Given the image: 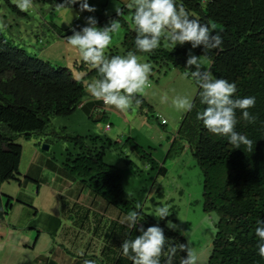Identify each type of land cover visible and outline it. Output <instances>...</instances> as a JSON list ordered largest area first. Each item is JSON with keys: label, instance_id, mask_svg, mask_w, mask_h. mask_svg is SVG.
<instances>
[{"label": "trees", "instance_id": "1", "mask_svg": "<svg viewBox=\"0 0 264 264\" xmlns=\"http://www.w3.org/2000/svg\"><path fill=\"white\" fill-rule=\"evenodd\" d=\"M33 2L57 7L63 0ZM3 3L16 14L27 15L13 0H3ZM176 3L183 4L191 16L208 24L210 29L215 30V25L220 27L222 45L219 49L204 54L202 47L193 51L210 62L209 70L214 76L236 84V97L256 98L255 106L248 109L257 117L255 123H248L242 118V112L236 111L235 131L253 141L252 149L248 150L244 145L235 148L227 137L209 132L197 119V113L206 105L201 104L199 86L189 75L198 87V94L195 107L184 119L180 135L202 171L203 211L218 216L208 264H264V258L258 254L259 237L255 234L257 221L264 219V0H176ZM61 8L79 9V4ZM133 14V8L125 7L119 17L117 14L113 17L119 19L126 34L121 48L116 47L105 53L106 56L126 55L131 51L137 56L145 55L157 69L191 71L185 67L190 44L171 50L160 46L150 53L140 52L135 46L137 33L131 20ZM75 67L84 72L79 80L73 78L69 69L55 68L32 56L0 31V222L13 208V198L5 201L2 186L10 181L21 182L19 170L23 147L15 141L19 137L29 139L33 134H44L53 118L70 117L88 103L94 105L99 101L87 91V84L100 78L99 71L84 61ZM137 98L144 108L145 100L138 95ZM63 138L75 146V153H69L64 163L68 174L80 179L92 195L120 213L127 216L130 211H137L145 229L158 223L136 208L133 199L125 197L118 169L104 162V148L122 142L98 135ZM125 145L144 154L143 148L132 138H128ZM147 162L156 167L155 161L147 159ZM159 172L166 173V169L161 167ZM159 225L164 228L169 244L177 248L180 244L189 247L179 231L168 229L165 223ZM123 227L117 225L124 239H134L140 234L136 230L129 234ZM120 251L113 264H133L122 254V249ZM183 255L186 253L177 251L174 264H180ZM163 260L162 257V264Z\"/></svg>", "mask_w": 264, "mask_h": 264}, {"label": "rangeland", "instance_id": "2", "mask_svg": "<svg viewBox=\"0 0 264 264\" xmlns=\"http://www.w3.org/2000/svg\"><path fill=\"white\" fill-rule=\"evenodd\" d=\"M87 2L90 6H94L97 11L81 13L79 9L51 7L33 2V7L25 12L27 15L20 16L6 7L3 0H0V23L5 25L0 28V31L16 45L26 49L32 56L49 62L55 68L69 69L73 78L79 80L84 72H80L75 64L83 60L80 58L78 50L67 43L66 37L72 35L70 28L77 27L79 30L85 25L84 18L88 16H95L98 20V26L102 27L109 18L116 15L114 5L123 9L128 7L131 0H87ZM126 17L129 19L130 15H126ZM214 29L219 31L220 27L215 25ZM125 34L126 29L121 27L120 32L113 36L105 53H109L116 47L121 48ZM65 35L67 36L63 37ZM160 46L173 49L166 40H162ZM177 47L180 45L175 48ZM193 53L198 55L195 51ZM138 57H140L141 62L149 63L145 55ZM203 60L205 67L209 69L210 62L205 58ZM149 81L151 86L145 90V94H137L145 100L144 108L133 102V107L123 112L107 105H101V107L96 105L94 110H90L89 107L91 106L88 103L86 108H79L70 117L53 118L44 134H33L29 139L19 137L15 143L23 147L19 170L20 179L23 183L21 186L20 183L14 181L7 182L3 185L1 193L5 201L7 198L15 200L13 202L15 211L12 212V215H16L15 212L19 211L17 214L24 216L25 219L29 213L35 212L33 209H37L39 217L36 224L43 223L47 208L51 210H47L48 213L55 212L56 208H62V204H64L62 200L71 202V198L66 192L62 193L63 197L59 194L61 192H58L60 189L58 184L64 183L63 179L66 176L64 173H67L64 166L65 160L69 153H75L73 143L63 137L106 136L114 142H122L117 146L105 147L103 157L107 165L118 169L122 177L125 197L133 199L136 208L149 215L154 221L166 224L167 220H171L178 226L176 231H179L187 239L189 248L196 254L197 264H208L212 253L213 239L216 235L215 224L218 216L203 211L202 171L197 166L188 144L180 135L182 124L189 111L177 110L172 104V99L177 95L187 96L194 102L198 94V87L189 76L185 77L184 73L177 69L160 70L153 66ZM165 94L169 99L167 102H162V97ZM86 103H83V106ZM162 120H165L164 124H162ZM107 125L110 126L109 130H106ZM128 138H132L139 147L143 148L144 154H138L128 145L126 146L125 141ZM44 145L50 147L48 151L42 150ZM147 159L155 161L156 167L149 164ZM161 167L166 169V173L159 172ZM27 172H30V176ZM31 175L37 181L26 183L24 178L32 177ZM71 177L75 184L73 188L78 185L81 186L80 179ZM55 180L58 184L55 183ZM39 187L41 191L38 195ZM86 192L96 198L87 189ZM88 194L82 195V201H86L85 205L90 206L89 200L92 205L94 202ZM16 201L23 204L28 203L31 207L22 204H18V206L15 204ZM96 204L99 206L97 211H100L99 208H102L105 202L104 200L97 201ZM106 205L104 211L97 214V221L91 217L89 222L93 226L99 225L106 211L107 217L110 216L109 220H112H110L111 222L107 221L110 223L105 226L108 227L107 230L113 229L108 232V235L115 237L116 247L120 248L124 235L120 234L121 231L118 233L116 228L120 221L125 224L126 215L120 213L113 206L111 207L107 203ZM138 205L139 207H137ZM164 205L170 208L172 214L166 220L158 221L152 214L156 207ZM15 206L17 207L15 208ZM10 217L12 216H6L5 221L0 222V264H24L23 259L28 262L30 258L37 255L52 257L50 251L57 246V237L52 232L51 236L49 235L50 231L43 234L44 238L39 239L36 250H33L32 246L26 249L22 243L23 234L16 231L18 222L15 220L16 218L13 222ZM11 225L16 226V228ZM105 226L103 231H106ZM37 231L36 229L30 231L28 239L24 243L32 245L30 236L32 234L36 238ZM44 246L46 248L48 246L47 250L44 249ZM65 251L66 253L69 252L68 249ZM99 260L100 256L94 261L103 264Z\"/></svg>", "mask_w": 264, "mask_h": 264}, {"label": "clouds", "instance_id": "3", "mask_svg": "<svg viewBox=\"0 0 264 264\" xmlns=\"http://www.w3.org/2000/svg\"><path fill=\"white\" fill-rule=\"evenodd\" d=\"M16 6L23 12L33 7V0H14ZM79 4V11L94 13L97 9L90 6L87 0H63L57 7H73ZM134 9L131 17L136 26L135 46L140 52L150 53L160 47L162 40H166L173 47L190 44L187 52L185 67L191 71L189 75L199 86L200 102L206 105L197 113V119L211 133L228 138V142L240 148L241 145L252 149L253 141L246 135L235 131L237 124L236 111L242 112V118L248 123H255L257 117L248 109L255 106L254 96L236 97L237 86L223 78H217L205 67L203 55H195L193 49L202 47L203 54L222 45V36L218 31L210 29L206 23H201L190 15L183 4L177 5L176 0H131L128 5ZM114 11L119 17L122 9L114 5ZM107 14V13H106ZM85 25L77 30L71 27L72 35L67 36V43L78 50L80 58L91 64L100 73V78L87 84V91L97 100L107 106H113L119 111H127L141 103L137 94L144 95L149 88V76L152 65L141 62L140 57L129 51L126 55L106 56L105 50L112 42L113 36L120 32L119 19L109 18L108 22L100 27L95 16L85 17ZM0 23V28L4 27ZM165 94L162 102L168 101ZM103 104V105H104ZM177 110L191 111L195 104L187 96L177 95L172 99ZM104 105V106H105ZM139 207V205L137 206ZM172 214L167 205L156 207L152 215L158 221L166 220ZM255 234L259 237L257 244L258 254L264 258V219L257 221ZM126 228L136 230L140 234L134 239L126 238L120 248L122 254L132 260L133 264H174L177 251L184 252L180 264H197V256L186 244L177 248L169 244L164 228L159 222L146 229L139 222V213L130 211L125 218ZM168 229L177 230L178 226L171 220L165 225ZM84 264H95V261L86 260Z\"/></svg>", "mask_w": 264, "mask_h": 264}, {"label": "bare ground", "instance_id": "4", "mask_svg": "<svg viewBox=\"0 0 264 264\" xmlns=\"http://www.w3.org/2000/svg\"><path fill=\"white\" fill-rule=\"evenodd\" d=\"M88 101H90V100H88ZM89 105L91 106V107H89L91 110V109L97 107L96 105H99L101 107V105H103V104H102L101 100H99L94 105H91V104H89ZM86 107L87 106H85V108ZM49 148L50 147L44 145L42 150L48 151ZM29 173H28V175H29ZM64 174L66 175L64 179H66L67 181H65L63 179L64 183L60 182L61 184H58L55 180V183H57L60 186L59 187L60 189L59 190L57 189L58 192H61L59 194L63 197L62 193L66 192L68 194V196L71 198V202H67L65 200H62L64 202V204H62L63 205L62 208H56L57 210L55 212L53 211V212L48 213L47 210L48 211H51V210L47 208L46 212L44 211L45 213H44L43 223H37L36 224L37 219L39 217V212L37 209H33V210H35V212L33 214L29 213L25 217V219H24V216L17 214L19 211L15 212L16 215H12L14 213L13 211H15L14 207L10 211L9 215L12 216V217H10V219L12 218V220L14 222V219L16 218L15 220H17V222H18V225H16L17 228L14 225H11V226H13V228H16L17 233L21 232L23 234L22 235V237H23L22 243L24 244L23 245L24 248L27 249L29 246H32V249L36 250L39 239L41 237H43V234H46L48 231H50V233H49L50 236H51V232H52L57 237V241L54 240V241H56L57 246L54 247L50 251V253L52 254L51 258L37 255L36 257H38V258L32 257L29 259L28 262H25V260L23 259L22 262L24 264H40V262H41V264H84V262L86 260L94 261L98 256H100L99 261L101 263H103V264H111L112 263L113 264V261L118 256L121 248H119L118 246L116 247L117 244H115V240H114L115 237L113 238L110 235H108V232L113 230V229L110 228L111 230H107L108 227L105 226L106 224L110 223L111 222L110 220H112V219L109 220L110 216L108 218L107 217L108 215H106V211H105V215L102 216L103 218L102 219L100 218L101 219L100 222L98 221L100 223L99 225L93 226L89 222V218H91V217L95 218V220L93 219L94 221H97L96 219H98V218L96 216H98L97 214L100 211H104L103 209H105V207H107L106 202L104 201L105 205L103 204V207L99 208L100 211H97L99 206H97L96 203H97V201H103V199H101L99 197L93 198L90 194H88L86 192V188H84L82 186V184H80L81 186L78 185V186H75V188H73V185H75L73 182V178L68 173H64ZM31 176L32 177H28V176L26 177L27 178L25 180L26 183L27 182L28 183L33 182L34 180L37 181V179H34L35 177L33 175H31ZM22 183H23V181L21 180V182H20L21 186H22ZM62 184H64V185H62ZM1 190H2V188H1ZM40 191H41V188L39 187V189L37 190L38 195L40 194ZM53 192H55V190ZM85 193L90 195V197H92L93 202H94L93 205L90 203V200L88 202L90 204V206L85 205L86 201H82V195H84ZM76 199H77V201H75ZM14 201L15 200H13V202ZM15 204L16 205L22 204L24 206L28 205L29 207H31L28 203L23 204L20 201H16ZM16 207L17 206H15V208ZM19 210H20V208H19ZM30 212H31V210H30ZM118 214H117V216H118ZM107 221H110V222H107ZM93 223H95V222H93ZM115 223H118V222H115ZM118 224L122 225L121 229L124 228L123 226H125V228H126V225L124 223H122L121 221ZM111 225H112V223H111ZM9 226H10V224H9ZM104 226L106 228V231L105 230L103 231ZM93 227H94V229H92ZM109 227H110V225H109ZM120 227L121 226H119V228ZM35 229L38 230L36 232L37 233L36 238L33 237L32 234H31V236L29 234L30 242L32 241V243H31L32 245L24 243V241H26L28 239L27 238L28 233L30 231H35ZM79 229H80V231H79ZM116 231L118 232L117 228H116ZM119 232H120V230H119ZM120 234L122 235L121 232H120ZM123 234H125V233H123ZM47 237H48V235H47ZM50 238H52V237H50ZM100 239H102V241H100ZM51 241L53 242V240H51ZM116 241H118V240H116ZM43 242H44V239H43ZM102 242H104V243H102ZM39 247H43V246H39ZM47 248H48V246H47ZM47 248H46V246H44V249L47 250ZM65 249H68L69 252L67 251V253H66ZM95 264H98V263L95 261Z\"/></svg>", "mask_w": 264, "mask_h": 264}, {"label": "built area", "instance_id": "5", "mask_svg": "<svg viewBox=\"0 0 264 264\" xmlns=\"http://www.w3.org/2000/svg\"><path fill=\"white\" fill-rule=\"evenodd\" d=\"M103 102V101H102ZM104 104V103H103ZM105 105V104H104ZM165 123V120H162V124H164ZM110 129V126L109 125H107L106 126V130H109Z\"/></svg>", "mask_w": 264, "mask_h": 264}]
</instances>
